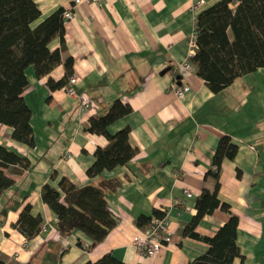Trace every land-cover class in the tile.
<instances>
[{
  "label": "crops",
  "instance_id": "1",
  "mask_svg": "<svg viewBox=\"0 0 264 264\" xmlns=\"http://www.w3.org/2000/svg\"><path fill=\"white\" fill-rule=\"evenodd\" d=\"M35 1L40 15L33 25L71 4V0ZM196 1L102 0L74 7L72 18L63 23L61 55L72 57L76 87L93 99L95 112L79 110L76 98L62 87H48V77L62 76L61 63L41 76L35 75L32 65L26 68L28 82L22 96L30 108L33 146L14 139L12 127L0 123V143L28 159L26 167L4 168L12 179L0 192V255L7 263L82 264L110 252L132 264H188L207 244L183 236L181 228L195 213L202 188H212L213 179L204 178V172L219 136L228 134L238 148L232 158L222 160L218 197L238 215L236 242L244 256L242 264H264V100L248 86L250 72L213 92L191 64L175 78L176 84L189 86L178 97L166 69L188 58L194 18L217 0H203L195 8ZM59 46L57 36L49 42L51 49ZM115 98L132 109L108 130L129 126L128 139L137 151L126 163L89 177L85 170L94 160L95 147L108 140L85 125ZM259 101L263 104L256 107ZM61 176L76 185L96 184L101 178L118 182L108 195L117 221L102 241L93 242L80 230L66 235L58 231L56 214L42 201L40 189L45 182L60 189ZM27 203L32 215L42 218L40 230L30 239L12 225ZM153 208L168 217L172 238L156 255L146 257L135 249L132 237L141 230L136 217L151 215ZM227 217L217 207L195 229L212 235ZM233 264H240V258L235 257Z\"/></svg>",
  "mask_w": 264,
  "mask_h": 264
},
{
  "label": "trees",
  "instance_id": "2",
  "mask_svg": "<svg viewBox=\"0 0 264 264\" xmlns=\"http://www.w3.org/2000/svg\"><path fill=\"white\" fill-rule=\"evenodd\" d=\"M63 7H58L36 24L32 22L40 15L35 0H0V123L12 127L11 136L29 146L34 137L30 123V108L22 96L28 79L26 68L32 65L36 76L48 74L57 64H62L63 74L58 79L48 77L50 89L59 88L67 82L73 72V59L62 57L64 44ZM58 37L60 46L51 49L49 42ZM193 38L195 47L189 56L195 73L203 78L213 92L229 85L236 77L264 67V0H217L200 10L194 18ZM168 65L166 69H171ZM131 105L115 98L101 113L92 115L85 125L89 132L103 135L108 143L96 146L94 160L87 166V176L98 175L103 169H111L126 163L137 151L128 139L129 126L114 132L108 125L131 111ZM237 145L230 135L219 136L211 165L204 178L213 179L211 189L203 187L195 200V213L181 228L183 236L204 241L206 250L188 264H233L235 257L243 261L236 242L238 215L230 210V204L218 197L219 175L224 158H232ZM17 164L28 165L25 155L12 147L0 143V192L11 185L4 168ZM237 175L240 176L239 169ZM60 189L48 182L42 184L40 196L56 214V226L60 233L82 231L93 242H100L116 224V216L110 209L108 195L115 191L118 182L99 179L96 184L76 185L61 176ZM228 213L227 219L212 235L196 231L199 220L215 208ZM164 212L153 208L151 215L140 214L135 224L146 228L152 216ZM27 239L33 237L42 226L40 215H32L30 204H25L12 224ZM0 264L7 263L0 255ZM82 264H132L116 258L110 252L103 253L94 261Z\"/></svg>",
  "mask_w": 264,
  "mask_h": 264
},
{
  "label": "built area",
  "instance_id": "3",
  "mask_svg": "<svg viewBox=\"0 0 264 264\" xmlns=\"http://www.w3.org/2000/svg\"><path fill=\"white\" fill-rule=\"evenodd\" d=\"M101 1L102 0H71L70 6L64 8L62 11L63 23L72 18L74 12L73 9L76 5L82 2H89L98 5ZM203 3V0H197L195 3H193V7L197 8ZM188 47V58L174 66L172 65L171 69H169L173 78L171 85L172 90L178 97L183 96L189 89L188 85L176 84L175 78L179 73H181V71L191 68L189 56L193 53L195 47L193 33L191 37L188 38ZM76 83L77 76L72 73L69 75L67 82L61 87L69 96L76 98L78 101L79 110L95 112L97 108L96 103L85 91L78 90ZM185 194L190 195L191 192L186 190ZM171 238V233L168 231V217L166 214H163L161 216H152L150 224L146 228L140 230V232L133 235L132 243L138 253L146 257H152L160 250L162 244L164 242H170Z\"/></svg>",
  "mask_w": 264,
  "mask_h": 264
},
{
  "label": "rangeland",
  "instance_id": "4",
  "mask_svg": "<svg viewBox=\"0 0 264 264\" xmlns=\"http://www.w3.org/2000/svg\"><path fill=\"white\" fill-rule=\"evenodd\" d=\"M249 73V72H248ZM248 79H247V84L250 87V89L256 90L259 92V96L264 100V68L259 69L257 72H250L248 74ZM263 101H259V106L257 105L256 107L262 106ZM258 110V108H257Z\"/></svg>",
  "mask_w": 264,
  "mask_h": 264
},
{
  "label": "water",
  "instance_id": "5",
  "mask_svg": "<svg viewBox=\"0 0 264 264\" xmlns=\"http://www.w3.org/2000/svg\"><path fill=\"white\" fill-rule=\"evenodd\" d=\"M165 70V69H164Z\"/></svg>",
  "mask_w": 264,
  "mask_h": 264
}]
</instances>
